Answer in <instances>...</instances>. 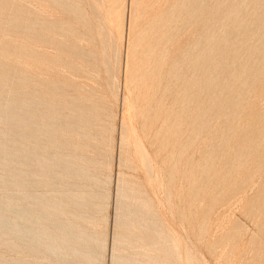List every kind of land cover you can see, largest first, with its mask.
<instances>
[{
	"label": "rangeland",
	"instance_id": "obj_1",
	"mask_svg": "<svg viewBox=\"0 0 264 264\" xmlns=\"http://www.w3.org/2000/svg\"><path fill=\"white\" fill-rule=\"evenodd\" d=\"M129 1L123 15L133 26L119 42L97 26L98 17L80 13L86 24L75 18L77 10L87 8L86 0H80V7L75 0H0V221L43 232L63 250L55 256L46 253L0 226V264H125L113 262L112 255L130 264H146V256L155 264H264V215L257 211L264 160L247 159L244 172L221 188L217 171L228 168L229 155L238 148L234 139L241 134L214 137L221 122L213 111L198 120L187 92L182 113L177 94L183 86L167 76L176 64L187 87L199 78L200 65L192 70L185 60L181 66L180 56L194 55L203 27L190 23L178 30V24L166 31V43L153 37L141 41L162 8L134 0L132 12ZM151 43L165 55L159 79L133 82L128 75ZM252 96L246 103L264 112V95ZM206 99L200 104L207 109ZM248 107L241 109L242 123L249 120L246 114L253 107ZM17 114L13 125L10 118ZM167 126L173 134L164 136ZM215 147L225 148V158L218 154L202 175L204 159ZM34 155L53 161V168L39 169ZM70 162L79 165V172L64 179ZM43 171L50 172L47 180L34 176ZM246 178L252 182L244 184ZM63 193L80 205L60 204L56 209L62 214L49 211L41 218L34 200L52 205ZM16 209L27 212L24 221Z\"/></svg>",
	"mask_w": 264,
	"mask_h": 264
},
{
	"label": "bare ground",
	"instance_id": "obj_2",
	"mask_svg": "<svg viewBox=\"0 0 264 264\" xmlns=\"http://www.w3.org/2000/svg\"><path fill=\"white\" fill-rule=\"evenodd\" d=\"M75 2L76 5H80V0H75ZM149 2V5H147L148 8L151 7L154 9L157 7L158 9H162L161 12H157L155 14L156 16L154 19L149 21L146 32H143L139 37L141 41L149 40L153 37L154 40L158 41L157 43H166L168 41L166 31H171V29L176 28L178 24V30H180L184 25L190 23L203 27L202 33L200 34L194 47V55L191 58H186L184 53L180 56L181 66L184 65L185 60L189 63L188 66L192 70L200 65L201 73L199 78L196 81L190 82L187 87V79L185 78L186 76L184 75V71L176 64H172L170 66L167 71V76L183 86L182 93L179 94V92L177 94L178 96L181 95L180 100L182 113L185 111V92H187L189 100H192L197 108L198 120H204L207 117V113L213 111L214 117L221 122V128L214 133V137L219 133L226 138L229 137L230 139H233L237 133L241 134L239 138L234 139L236 140L238 148L237 150L234 149L235 151L233 150L232 154L230 153V161L227 165L228 168L223 169V171H217L220 186L222 188L226 185L228 180H231L233 177H237L239 174L244 172L247 168V159L253 158L256 161L264 160V127L261 128V126H264L262 125L264 122V112H261L257 108L258 106L256 104H249L250 107H253V109L250 110V113L246 114L249 115V120L244 123L241 122V109L249 106L246 103L247 96L254 94L258 98L259 96L264 95V0H149ZM86 4L87 8L83 9L81 7L77 10L79 12L76 13L77 15L75 17L78 20L83 21V24H86L88 19L81 18L80 13L87 12L95 17H98L97 21H99V23L97 26L104 27L105 30L109 34L112 33L113 37L119 42L122 41L123 34H125V32L126 36L127 34L129 36L133 25L132 22H129V20L126 22L124 19L123 13L124 7L126 9V0H86ZM129 7L133 12L134 0L129 1L128 9ZM130 46L131 42L128 39L125 57L126 63H128V60L130 59ZM155 48V46H152V43L147 46L142 60L134 66L131 77L128 75L130 80L133 82H142V84L145 85L146 80H148L147 77H149V80L151 81L159 79L160 72L163 68L162 65L165 61V55L162 50L157 49L154 51ZM146 71H149V75L146 74ZM151 73L152 75L150 76ZM165 88L168 89L169 84H167ZM205 97H207L206 101L208 102L207 109L200 104V99L203 100ZM15 116H11L10 118V123L13 125H17L18 123L16 122L18 120V114ZM179 118H181V115ZM206 125V123L204 124V122H202L200 130L207 128ZM172 128V126H167L164 136L172 135ZM36 132L40 134L43 130L38 126ZM209 137H211V135H209ZM163 139L166 141L167 137H163ZM37 141L39 142V149L42 150V147L44 148V141L42 137L39 136ZM213 142L215 144L219 141L213 139ZM224 152L225 148L220 150L217 147L209 152V155L204 159L203 166L201 168L202 175L211 170V163L218 154H221V156L225 158ZM34 157L37 159L34 163L39 169L43 170V168H53V161L45 160L43 155H34ZM252 162L253 161L250 163ZM67 166L68 167L66 169L69 170V172L66 173V176L62 177L64 179L76 177L77 172H79V169L76 167L79 165L74 162H70ZM257 168H261V166H258ZM49 174L50 172L43 171L34 176L47 180L46 177L49 176ZM250 178H252V176ZM249 180V178H246L244 184H248ZM250 182H252V179ZM65 186L66 185H64V187ZM238 186L239 185L236 187ZM193 190L200 192L201 189L196 186V183H193ZM62 199H67V201L63 202ZM75 199V196L72 194L63 193L61 195V199L58 201L55 200L52 205L40 200L34 201L35 205H38L41 208L38 212L42 218L47 216L49 211L55 212L56 214H62L61 210L56 209L60 204H63L64 207L79 206V203L74 202ZM258 203L259 205L257 207V211L259 214L262 213V215H264V192L261 197L258 198ZM15 211H17V209ZM18 214L23 217V219H19L24 221L27 212L21 210ZM70 217L75 218L76 216L71 215ZM117 221H119V216H117L116 222ZM0 226L14 235H17L25 242L32 243L38 247L40 246L46 253H50L54 256L59 255L60 253L63 254V250L54 247L51 244L49 237L43 232L21 230L19 226L14 225L8 219L0 221ZM73 234L74 233L72 232L71 235ZM59 238L62 241L65 240L63 237ZM79 239V237H76V241H79ZM116 244L117 237H114L112 241V248H114ZM65 245L67 246V244ZM10 247L14 249L17 246L11 244ZM66 249H68L72 254L79 255L77 250H73L70 247ZM112 252H114V250H112ZM262 254L264 255V253ZM81 256L87 261L95 263V258L86 255ZM145 259H147L146 264H155V261H153L151 257L146 256ZM112 260L116 263L125 262V264H130L128 259L124 260L123 258L115 257L114 255H112ZM131 263L139 264L136 260H131ZM10 264L22 263L14 261Z\"/></svg>",
	"mask_w": 264,
	"mask_h": 264
}]
</instances>
